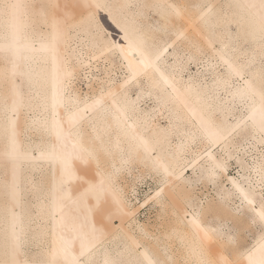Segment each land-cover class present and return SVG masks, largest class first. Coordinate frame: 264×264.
<instances>
[{"label":"snow or ice","instance_id":"obj_1","mask_svg":"<svg viewBox=\"0 0 264 264\" xmlns=\"http://www.w3.org/2000/svg\"><path fill=\"white\" fill-rule=\"evenodd\" d=\"M189 25L227 32L244 53L213 49L228 71L211 89L177 80L201 63L195 52L161 71L175 43L164 37L183 38ZM85 28L87 51L70 44ZM148 69L206 112L203 134L179 152L137 131L141 97L129 91ZM218 107L242 114L216 124ZM204 139L226 150L207 175L185 158ZM165 151L174 165L159 162ZM229 159L248 183L206 195ZM148 180L158 190L132 204L125 186ZM149 206L155 218L129 227ZM0 264H264V0H0Z\"/></svg>","mask_w":264,"mask_h":264},{"label":"bare ground","instance_id":"obj_2","mask_svg":"<svg viewBox=\"0 0 264 264\" xmlns=\"http://www.w3.org/2000/svg\"><path fill=\"white\" fill-rule=\"evenodd\" d=\"M155 2L164 3L166 0H155ZM214 2L220 3L222 0H214ZM101 15H104L108 25L120 34L119 28L116 27L112 19L106 14ZM99 22L109 33L110 39L120 41L121 34L119 36V40H117L111 34L109 29H107L100 17ZM187 28L188 30L183 38L178 39L175 35H168L164 37V40L175 41V43L173 47L168 48V51L162 55L161 71L164 72L165 77H168V74L174 69L176 53L195 52L201 63L197 64L193 61L192 63L187 64L184 71L177 76V80L184 82L194 81L200 83L204 89H211L214 82L226 78V73L228 71L227 66L223 63V61L218 59L216 52H214L213 49L219 50L221 47L227 45L230 55L240 59L244 58V53L242 51L232 49L233 41L227 32L208 29H204L202 31L196 25H189ZM90 40L91 36L85 28L82 30L79 37L70 41V44L74 46L79 45L87 51V46ZM159 43L163 44V40ZM194 45L198 46L201 51L197 52ZM116 63L117 69L115 71L114 79L122 82L124 78V71L126 70L119 68V61ZM191 65H201L202 69L192 72L190 68ZM82 83L83 86L85 85V88L83 87L82 89L83 91H91L92 94H96L98 92L95 82L93 83V88L91 90L88 89V82L86 80ZM148 90H151L153 93L152 96L146 95ZM133 93H135V95H133ZM129 96L133 100L136 99V96L141 97V100L139 101V106L142 109L140 116L141 121H143L146 127H138L137 131H141L145 138L153 140H163L164 138H167L171 142L173 150L179 152L180 145L185 142L186 137H188L191 133L197 132L203 134L201 124L202 121L206 122L207 120L205 110H203L200 104L194 101L184 89H180L178 92H173L164 80L161 79L159 73H155L151 69L146 70L145 74L138 78V82L134 86L130 87ZM157 96L161 98L159 101L156 99ZM241 114L242 112L237 111L236 109L225 111L218 107L215 109L212 119L216 124L221 123V121L231 123L234 118H238ZM206 149L208 150L207 154L205 153ZM193 156L197 157L196 167L207 175V171L211 168L213 161H219L225 158L226 150H222V147L219 145L210 146L207 139H204L203 141H198L194 145L193 152L185 153L186 159H192ZM159 162L161 164L168 165H174L176 163L167 151L161 153V159ZM233 164H236L240 168L238 177L232 176L229 173V169ZM201 165H204V168H201ZM136 167L140 168V171L144 170L143 165L138 164ZM189 171L192 173V169L189 168L185 172V175H190L188 174ZM215 179L216 184L211 186L215 190L219 189L220 191H226L233 188V181H236V183L241 186L246 185L249 181V172L247 168L238 165L236 160L229 159L227 167H225L222 171H219ZM157 190L158 188H156L152 194H155V191ZM133 191L134 185L125 186V192L129 196L130 202L135 205V199L134 201L132 199ZM141 210L142 208H139L136 216L129 218V227H135L136 223L144 224L146 222L140 219Z\"/></svg>","mask_w":264,"mask_h":264},{"label":"rangeland","instance_id":"obj_3","mask_svg":"<svg viewBox=\"0 0 264 264\" xmlns=\"http://www.w3.org/2000/svg\"><path fill=\"white\" fill-rule=\"evenodd\" d=\"M100 18H101L102 22L105 24V26L107 27V29H109L111 34L114 36V38L119 40L120 34L118 32H116V30H114V28H112L110 25H108V23L106 22V17L104 15H101ZM190 68H191L192 72H196L197 70H201L202 66L201 65H199V66L191 65ZM83 87L85 88V85ZM137 169L140 171V168H137ZM239 171H240V168L236 164H233L232 167L229 169L230 175L235 176V177L239 176V174H238ZM188 174H191V171H189ZM157 182H158L157 180H156V182H155V180H148V181H145L144 183H142L138 186L134 185V191L132 192L133 201L135 199L134 202H137V201L143 202L145 197H147L149 193H153L154 190L156 188H158ZM205 188H206V192H205L206 195L212 194L216 191L211 185H205ZM155 211L156 210L151 208L150 206L146 207V208H142V210L140 212V219L142 221H148L149 219H154L155 216L157 215L156 214L157 211L156 212Z\"/></svg>","mask_w":264,"mask_h":264}]
</instances>
